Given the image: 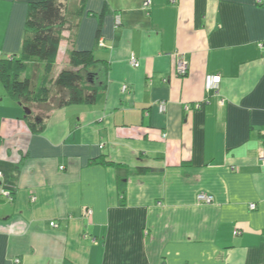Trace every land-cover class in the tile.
Returning a JSON list of instances; mask_svg holds the SVG:
<instances>
[{
    "label": "crops",
    "instance_id": "1",
    "mask_svg": "<svg viewBox=\"0 0 264 264\" xmlns=\"http://www.w3.org/2000/svg\"><path fill=\"white\" fill-rule=\"evenodd\" d=\"M37 1L0 0V59L20 55ZM60 1L78 27L53 72L91 50L108 87L32 107L49 115L33 134L0 82V264H264V0Z\"/></svg>",
    "mask_w": 264,
    "mask_h": 264
},
{
    "label": "trees",
    "instance_id": "2",
    "mask_svg": "<svg viewBox=\"0 0 264 264\" xmlns=\"http://www.w3.org/2000/svg\"><path fill=\"white\" fill-rule=\"evenodd\" d=\"M82 11L80 8L77 12L78 18ZM77 27L78 23L69 18L67 5L60 0L29 3L20 55L0 59V82L7 96L30 110L34 106L65 108L95 104L99 94L107 90L109 66L97 59L93 51L74 49L70 53L71 68L62 70L54 79L51 77L64 33ZM100 30L101 26L97 38ZM48 120L46 114L25 116L33 134L43 132ZM153 171L138 168L135 172L143 175Z\"/></svg>",
    "mask_w": 264,
    "mask_h": 264
},
{
    "label": "built area",
    "instance_id": "3",
    "mask_svg": "<svg viewBox=\"0 0 264 264\" xmlns=\"http://www.w3.org/2000/svg\"><path fill=\"white\" fill-rule=\"evenodd\" d=\"M151 4H152L151 0L145 1L144 9L148 10L150 8ZM99 45L101 47H104V42L102 41V39L99 41ZM130 64L134 68H139V66H140L139 60L136 57H134L133 55L130 58ZM175 70H176V74L178 76H181V77L186 76L188 74V71H189L188 62L180 54L176 55V68H175ZM220 80H221L220 76H208L206 78V89L208 91H212L214 89H217L218 85L220 84ZM124 91H126V87H124ZM220 104L224 105L225 104V100H221ZM196 108L197 109L200 108V105H196ZM158 109H159L160 113L164 114L166 112V105L164 103H161L159 105ZM187 110H190V109L187 107ZM261 136H262L263 145H264V131H262ZM0 145H1V141H0ZM260 160H261L262 164L264 165V146H263V149L261 150V153H260ZM60 169L63 170L64 167H61ZM2 178H3V173L0 172V180ZM1 196L3 197V199L8 200V201H11L13 199L12 193L10 191H8V190H2ZM214 202H215V198L212 195H209L207 193H199L197 195V203H199V204L211 205ZM250 208L252 210H255L256 205L252 204L250 206ZM89 214L91 215V212ZM51 227L52 228H57L58 225H57V223L53 222V223H51ZM238 234H239V232L236 231L235 235H238ZM16 262L19 263L20 261L17 260Z\"/></svg>",
    "mask_w": 264,
    "mask_h": 264
},
{
    "label": "rangeland",
    "instance_id": "4",
    "mask_svg": "<svg viewBox=\"0 0 264 264\" xmlns=\"http://www.w3.org/2000/svg\"><path fill=\"white\" fill-rule=\"evenodd\" d=\"M29 69H31V67H30ZM32 70H33V69H31V71H32ZM57 70H58V69L56 68L55 71L53 72V75H52L53 77H57V76H58V75H57V74H58V73H57ZM43 107L48 108V106H43ZM41 115H42V114H41ZM41 115H40V116H41Z\"/></svg>",
    "mask_w": 264,
    "mask_h": 264
},
{
    "label": "water",
    "instance_id": "5",
    "mask_svg": "<svg viewBox=\"0 0 264 264\" xmlns=\"http://www.w3.org/2000/svg\"><path fill=\"white\" fill-rule=\"evenodd\" d=\"M25 113H26V115H30L32 112L30 109H25Z\"/></svg>",
    "mask_w": 264,
    "mask_h": 264
}]
</instances>
